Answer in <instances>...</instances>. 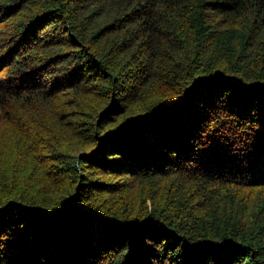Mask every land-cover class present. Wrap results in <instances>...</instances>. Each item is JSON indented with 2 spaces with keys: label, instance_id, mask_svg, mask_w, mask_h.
<instances>
[{
  "label": "trees",
  "instance_id": "obj_1",
  "mask_svg": "<svg viewBox=\"0 0 264 264\" xmlns=\"http://www.w3.org/2000/svg\"><path fill=\"white\" fill-rule=\"evenodd\" d=\"M0 264H264V0H0Z\"/></svg>",
  "mask_w": 264,
  "mask_h": 264
}]
</instances>
